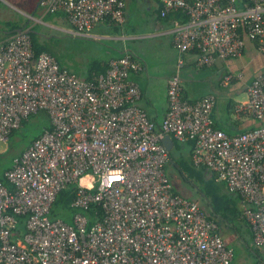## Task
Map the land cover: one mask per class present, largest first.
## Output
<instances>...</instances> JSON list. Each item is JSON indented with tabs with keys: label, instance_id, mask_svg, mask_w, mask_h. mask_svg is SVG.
Segmentation results:
<instances>
[{
	"label": "built area",
	"instance_id": "1",
	"mask_svg": "<svg viewBox=\"0 0 264 264\" xmlns=\"http://www.w3.org/2000/svg\"><path fill=\"white\" fill-rule=\"evenodd\" d=\"M159 2L162 17L186 16L172 19L174 43L180 54L196 52L199 67L240 56L245 37L264 52V0ZM40 5L48 13L63 10L77 35H90L104 20H126V0ZM141 70L126 53L104 73L82 79L51 53L36 54L25 30L0 42V143L35 113L46 111L52 122L6 171L14 189L0 178V264H231L234 251L217 221L200 202L176 192L166 134L194 140L193 163L208 167L239 197L254 243L264 248V72L235 106L239 117L260 125L230 135L212 119L215 95L184 99L178 74L169 80L159 128L139 105L141 88L131 75ZM70 185L76 186L72 223L51 217L58 194Z\"/></svg>",
	"mask_w": 264,
	"mask_h": 264
},
{
	"label": "crops",
	"instance_id": "2",
	"mask_svg": "<svg viewBox=\"0 0 264 264\" xmlns=\"http://www.w3.org/2000/svg\"><path fill=\"white\" fill-rule=\"evenodd\" d=\"M1 1H4L6 5L2 6V9L0 8L3 10L0 12V42L10 37L9 28L12 23L27 32L35 29L39 34V42L43 45H46V41L51 39L54 33L73 34V27L63 10L48 13L40 5L41 0ZM9 8L16 11L12 9L11 11ZM160 9L159 0H126V20L123 24L104 20L93 28L90 35H79L86 38L88 43L89 39L95 40L97 48L100 47L101 50L97 51L94 60L90 59L88 65L83 67L82 74L84 76H79L61 62L62 66L59 63L60 66L82 79H89L104 73L112 59L131 53L142 65L141 71L131 75V78L138 82L141 88L142 95L139 105L148 112L159 128H161L168 111L169 80L178 74L182 79L181 96L184 99L196 102L207 94L215 95L216 104L211 116L217 128L230 135L246 131L254 122L251 117H239L235 113V106L239 102L233 100V93H237L241 89L247 91L253 78L264 72V52L259 51L256 43L245 37L246 46L240 56L218 59L211 66L199 67L196 64V52L180 54L174 43L172 20L162 17ZM10 11L17 12L24 18L13 17L14 13ZM5 22L7 25H4ZM180 61L182 62L180 63ZM228 74L234 75V78L225 84L222 81ZM240 74H242V79L237 77ZM44 113L49 117L46 111L35 113L30 117ZM30 117L24 121L26 122ZM248 118L251 120L249 121ZM22 126L23 124L19 130ZM50 126H52V122ZM43 133L39 135L42 136ZM39 135L34 138H39ZM33 141L30 142L33 143ZM173 142L167 169L172 171L173 168L175 171H180L184 178L187 175L188 180L192 182L193 176L199 175L196 171L202 170L201 166H196L192 160L194 140L180 141L173 137ZM31 144L29 143L16 153L15 157L27 150ZM12 165L7 169L4 166L1 168L3 175L12 168ZM187 171L193 172L189 174L191 176L185 174ZM212 174L215 176V173L205 170L206 178L213 176ZM216 182L222 181L216 180ZM175 183L176 181L173 183L176 192L185 196L186 193L183 194L181 187L178 186L179 182L177 185ZM199 196L206 204L207 201L201 192ZM234 196L236 197V195ZM196 201L200 202V200ZM237 203L238 208H241L240 200L237 199ZM217 223L227 245L234 251V259L231 264H258L264 259V249L255 245L253 231L242 215L239 218L230 215L227 220L222 219ZM235 249H237L238 255L237 263H235Z\"/></svg>",
	"mask_w": 264,
	"mask_h": 264
},
{
	"label": "rangeland",
	"instance_id": "3",
	"mask_svg": "<svg viewBox=\"0 0 264 264\" xmlns=\"http://www.w3.org/2000/svg\"><path fill=\"white\" fill-rule=\"evenodd\" d=\"M5 5L6 3L4 1L0 2V8L2 6L5 7ZM1 9L0 12L3 11ZM11 9L16 11L13 8H9V10ZM11 13H14L13 17L17 16L19 19L24 18L23 16L19 15V13L17 12H16L17 14L15 12H11ZM4 25H7L6 22L4 23ZM73 31L74 28L72 30L73 34L61 35L60 33H54L53 37L51 39L49 38L45 44L48 50L53 52L58 57V59L62 64H65V66H67L69 69L74 70L79 76L83 77L84 76L82 74L83 67H86L88 65V62L94 60L96 58L97 51H101V50L100 47L97 48V45L95 44V40L89 39L90 42L88 43V40L86 38L75 34ZM233 95H234L233 100L237 102L245 101L248 98L247 91L245 89H241L239 92L233 93ZM251 118L254 123L251 126H249L247 130L258 127L260 125L259 120L253 117ZM248 120L250 121L251 119L248 118ZM50 124H51V120L45 114H37L30 117L25 122V124H23L21 129L17 131V134L13 138H11V140H9L8 143H0V153H1L0 162H2L5 166H8L11 162L12 157L16 155V153L20 152L23 148H25L34 137L43 133L45 128L50 126ZM168 174L173 183L176 181L175 184L177 185V182H179L178 186L181 187L183 194L186 193L187 197L190 199L200 200L201 206L207 212L210 211V208L200 199L199 196L200 192L202 193L203 190L207 188L208 181L204 180L199 176H193V180L192 182H190L188 180L187 175L186 178H184L180 171H175L173 170V168L172 171H168ZM185 174L189 175V173L187 172ZM83 179L84 177L81 178V181H83ZM96 185H97V181L95 182L94 187H96ZM212 186L214 187L216 186L217 191L219 192L227 193V194L228 192L231 193L225 184L218 185L216 182L215 183L213 182ZM235 251H236L235 263H237V259H238L237 249H235Z\"/></svg>",
	"mask_w": 264,
	"mask_h": 264
},
{
	"label": "trees",
	"instance_id": "4",
	"mask_svg": "<svg viewBox=\"0 0 264 264\" xmlns=\"http://www.w3.org/2000/svg\"><path fill=\"white\" fill-rule=\"evenodd\" d=\"M175 18L186 20V16H183L180 13H173V14L171 13L168 16V19H171V20L175 19ZM9 30H10L9 34L12 35L13 33H16L18 30H22V28L16 27V25L11 24ZM28 33L31 37L32 44H33V50L35 51L36 54H39L43 51H47V52L53 54L58 59V57L53 52L48 50L46 45H43L39 42V34L35 29L29 30ZM58 61L60 63L59 59H58ZM61 66H62V64H61ZM108 67H109V65H108ZM108 67H107V69H108ZM45 115H47V114H45ZM24 123H25V121L23 120L21 124H24ZM46 129H52V126H49ZM18 130H19V128L15 129L11 132L9 140H11V138H13L17 134ZM34 139H32V141ZM31 143L32 142H30V144ZM0 158H1V153H0ZM14 158H15V155L12 157L11 162L8 166L11 167ZM3 166L6 169L9 168L8 166H5L2 162H0V178H1V181L8 188L13 189L12 184L9 182V180H7L6 176L3 175V173L1 172V168ZM201 168H202V170L196 171V172L199 174L198 175L199 177H202L204 180L208 181L207 188H205L202 193L204 194L205 200L207 201L206 205L210 208V211L208 212L209 216L211 218L215 219L217 222L222 220V219L227 220V217H230V215H232L233 217L239 218L242 215V211H243L241 209L242 207L238 208V206H237L238 205L237 199L240 200L239 197H237V196L235 197L233 194H231L229 192L227 194V193H222V192L217 191L216 186L215 187L212 186L213 182L214 183L216 182L215 176L212 174L213 176L206 178V175H204L205 170H208V172H209V169L206 166H201ZM187 172L189 174L193 173L192 171H187ZM189 176H191V175H189ZM216 183L218 185L224 184L222 182H220V183L216 182ZM75 189H76L75 185H70L68 188L64 189L63 191H61L58 194L55 202L52 205V211H51V217L52 218H62L65 221L72 223V215L74 214V212L76 210L73 209L70 206V204H71L72 199L75 195ZM96 207L97 206H93V208L87 212L88 216H90V225L94 222L95 217H93V216H94V211H95ZM19 228L21 231L25 229V218L24 217L20 218Z\"/></svg>",
	"mask_w": 264,
	"mask_h": 264
},
{
	"label": "water",
	"instance_id": "5",
	"mask_svg": "<svg viewBox=\"0 0 264 264\" xmlns=\"http://www.w3.org/2000/svg\"><path fill=\"white\" fill-rule=\"evenodd\" d=\"M18 31H20V30H18ZM163 142L170 152L172 147H173V144H174L173 137L170 134H166L164 139H163Z\"/></svg>",
	"mask_w": 264,
	"mask_h": 264
}]
</instances>
